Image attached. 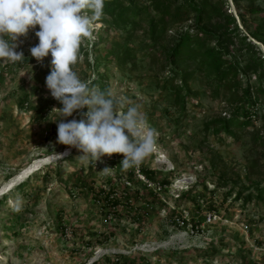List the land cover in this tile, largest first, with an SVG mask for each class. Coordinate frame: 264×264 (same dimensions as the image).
Returning a JSON list of instances; mask_svg holds the SVG:
<instances>
[{
	"label": "rangeland",
	"instance_id": "374dc122",
	"mask_svg": "<svg viewBox=\"0 0 264 264\" xmlns=\"http://www.w3.org/2000/svg\"><path fill=\"white\" fill-rule=\"evenodd\" d=\"M152 1L131 4L155 16ZM251 8L264 10V3L240 0L236 6L226 0L237 27L259 31L264 39V19L251 14ZM102 18L95 39L82 42L73 70L85 82L102 76L117 99L138 104L156 133L153 150L127 170L119 164L122 154L105 155L94 167L81 161L75 148L52 162L50 151L64 152L67 146L56 143L52 121L61 105L45 86L50 55L21 67L0 62V264H264V106L248 127L215 135L219 126L210 123L232 112L223 93L213 95L192 66L169 72L164 61L166 48L190 22L173 26L154 42L146 19L121 27ZM35 30L38 26L18 38L16 51L25 59H34L28 49L38 42ZM251 43L264 57V45ZM230 57L242 66L237 52ZM186 73L190 95L181 109L170 83L179 85ZM170 76L174 81L166 83ZM237 83L238 92L246 84H259L250 74H238ZM43 106L42 117L38 109ZM84 110L67 119L79 120ZM105 167L110 168L106 173L101 171ZM142 169L154 171V180L144 178ZM131 170L139 182L127 183ZM107 181L121 199L114 211L95 196L107 190Z\"/></svg>",
	"mask_w": 264,
	"mask_h": 264
},
{
	"label": "clouds",
	"instance_id": "9594fccd",
	"mask_svg": "<svg viewBox=\"0 0 264 264\" xmlns=\"http://www.w3.org/2000/svg\"><path fill=\"white\" fill-rule=\"evenodd\" d=\"M104 6L105 0H0V62L23 61V52L16 51L18 38L38 26L34 32L38 42L28 52L37 63L51 57L45 86L61 105L55 108L58 118L52 121L57 128L56 143L67 146L64 152L50 151L52 162L61 161L68 149L75 148L82 153L78 158L94 167L105 155L122 154L119 164L127 170L138 167L151 153L155 130L147 126L138 104L117 99L73 70L82 42L95 39ZM84 108L86 119H67Z\"/></svg>",
	"mask_w": 264,
	"mask_h": 264
},
{
	"label": "trees",
	"instance_id": "16d2710c",
	"mask_svg": "<svg viewBox=\"0 0 264 264\" xmlns=\"http://www.w3.org/2000/svg\"><path fill=\"white\" fill-rule=\"evenodd\" d=\"M232 1L237 6L240 0ZM260 1L264 3V0ZM131 3V0H129L128 5H125L122 0H105L104 16L112 18L113 23L121 27L128 24L136 26L143 19H146L149 37L154 42H157L173 26L190 22L184 30L175 35L171 45L166 48L164 61L166 66L170 68H168L169 72L174 71L179 65L188 64L192 66L212 87L213 95L220 96L223 93L226 102L232 107V112L229 118L210 123L219 126L214 129V134L221 132L232 135V128H246L251 125L253 119L257 117L259 107L264 106V86L261 85V81L264 79V57L251 43V40H255L264 45L261 32H242L237 27L232 14L226 12V0H153L151 10L155 16L145 10L135 8ZM250 13L264 19V10L262 9L251 8ZM238 16L242 17L240 12ZM103 20L104 18H102ZM234 52H237L239 57L244 58L242 66L235 58L230 57ZM114 57L117 58L113 54L111 58ZM35 62L34 59L27 58L17 62L16 66L21 67ZM238 74H250L259 84L256 87L246 84L238 92ZM189 75L190 73L184 74L179 85L170 83V91L174 95V104L180 105L181 109H183L185 98L190 95L186 87ZM101 77L99 76L98 79L90 83L99 86L102 90H107V86L102 82ZM169 78L165 81L166 83L174 81L173 77L170 76ZM46 111L45 106L38 109V112L42 113V117ZM86 111L87 109L81 112L79 120L86 119L83 115ZM116 164V160L110 161V167H115ZM140 172L144 178L150 181L154 180V171L142 169ZM126 178L127 183L134 184L135 181H138L133 170L127 173ZM43 179L47 181L49 175L45 174ZM77 181L81 182L82 180L78 178ZM161 183L162 185L168 184L166 181ZM107 185V190L99 189L95 196H102L104 206L114 211L121 199L115 198L117 193L115 184L107 181ZM262 193V190L258 191L257 197L259 199ZM137 194L138 192H135V196ZM241 194L242 192L239 191L237 196H241ZM151 196L153 195L151 194ZM251 197L252 195H249L247 200ZM128 201L126 199L125 205L127 209L131 210Z\"/></svg>",
	"mask_w": 264,
	"mask_h": 264
},
{
	"label": "bare ground",
	"instance_id": "6f19581e",
	"mask_svg": "<svg viewBox=\"0 0 264 264\" xmlns=\"http://www.w3.org/2000/svg\"><path fill=\"white\" fill-rule=\"evenodd\" d=\"M66 156H67V155H66ZM64 157H65V156H64ZM36 167H38V165H35L33 168H31V169H29L28 171H26L25 173H23V176H26V175L32 173L34 170L37 169ZM10 187H11V185H10L7 189H10Z\"/></svg>",
	"mask_w": 264,
	"mask_h": 264
},
{
	"label": "built area",
	"instance_id": "2783aa9c",
	"mask_svg": "<svg viewBox=\"0 0 264 264\" xmlns=\"http://www.w3.org/2000/svg\"><path fill=\"white\" fill-rule=\"evenodd\" d=\"M179 221V218L176 219V222ZM180 223H183V222H180Z\"/></svg>",
	"mask_w": 264,
	"mask_h": 264
}]
</instances>
